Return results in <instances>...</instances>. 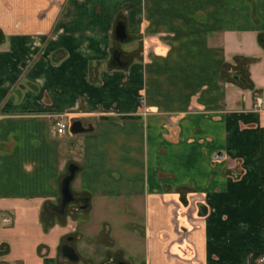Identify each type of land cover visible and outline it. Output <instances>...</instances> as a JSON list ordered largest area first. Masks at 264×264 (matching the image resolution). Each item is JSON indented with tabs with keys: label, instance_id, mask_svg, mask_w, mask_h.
Returning <instances> with one entry per match:
<instances>
[{
	"label": "crops",
	"instance_id": "0c3cea01",
	"mask_svg": "<svg viewBox=\"0 0 264 264\" xmlns=\"http://www.w3.org/2000/svg\"><path fill=\"white\" fill-rule=\"evenodd\" d=\"M262 37L264 0H0V264H258Z\"/></svg>",
	"mask_w": 264,
	"mask_h": 264
},
{
	"label": "water",
	"instance_id": "95a60500",
	"mask_svg": "<svg viewBox=\"0 0 264 264\" xmlns=\"http://www.w3.org/2000/svg\"><path fill=\"white\" fill-rule=\"evenodd\" d=\"M114 35H115L116 40H119V41L128 40V36L125 30V23L123 20H119L117 22ZM261 43L264 46V39L261 40ZM120 57H121V52H119L118 50H115L112 56V65L119 66V67L125 66L126 62L122 61ZM69 123H70L69 125L70 134L88 133L93 130L91 124L84 126L82 121L79 118H72L70 119ZM78 169L79 167L76 164L70 163L67 168V174L61 181V190H60L61 191V206L59 209H56V211L59 213H63L65 206L71 202H74L77 200L81 202L87 201V198L78 199L74 197L71 191V188H70L71 181L73 180L75 173L77 172ZM84 206L86 205H83V207ZM71 240H72V237H68L67 241L61 243L59 247L60 260L66 259L70 262H76L78 260L79 258L78 255L76 254L73 246L69 243V241ZM123 264H126V263H123Z\"/></svg>",
	"mask_w": 264,
	"mask_h": 264
},
{
	"label": "built area",
	"instance_id": "2783aa9c",
	"mask_svg": "<svg viewBox=\"0 0 264 264\" xmlns=\"http://www.w3.org/2000/svg\"><path fill=\"white\" fill-rule=\"evenodd\" d=\"M257 104L259 105L260 99L257 97ZM68 131V123H65L63 121H58L56 123V132L60 135L65 134ZM3 221H9V218H3ZM258 264H264V256L260 257L258 259Z\"/></svg>",
	"mask_w": 264,
	"mask_h": 264
},
{
	"label": "flooded vegetation",
	"instance_id": "af4514ba",
	"mask_svg": "<svg viewBox=\"0 0 264 264\" xmlns=\"http://www.w3.org/2000/svg\"><path fill=\"white\" fill-rule=\"evenodd\" d=\"M262 39H264V37H262L261 38V40ZM78 201V200H77ZM79 203H81V201H78ZM83 202V201H82ZM83 205V204H82ZM110 262L112 263V264H114V262H116V264H123V262H121V261H119L116 257H111V259H110ZM107 263H109V262H105V264H107ZM110 263V264H111Z\"/></svg>",
	"mask_w": 264,
	"mask_h": 264
},
{
	"label": "rangeland",
	"instance_id": "374dc122",
	"mask_svg": "<svg viewBox=\"0 0 264 264\" xmlns=\"http://www.w3.org/2000/svg\"><path fill=\"white\" fill-rule=\"evenodd\" d=\"M96 240H99V239H96ZM101 250H102V248H100V246H97L96 248H93L92 253H94V255H96V258H99V256H100L99 254H100ZM142 256L143 255H141V257ZM96 260H98V259H96Z\"/></svg>",
	"mask_w": 264,
	"mask_h": 264
},
{
	"label": "trees",
	"instance_id": "16d2710c",
	"mask_svg": "<svg viewBox=\"0 0 264 264\" xmlns=\"http://www.w3.org/2000/svg\"><path fill=\"white\" fill-rule=\"evenodd\" d=\"M257 256H258L257 254L253 255V256H252L253 260L256 259ZM252 258H251V260H252Z\"/></svg>",
	"mask_w": 264,
	"mask_h": 264
}]
</instances>
